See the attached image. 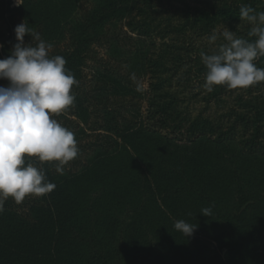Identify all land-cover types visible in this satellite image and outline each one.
Returning a JSON list of instances; mask_svg holds the SVG:
<instances>
[{
    "label": "trees",
    "instance_id": "trees-1",
    "mask_svg": "<svg viewBox=\"0 0 264 264\" xmlns=\"http://www.w3.org/2000/svg\"><path fill=\"white\" fill-rule=\"evenodd\" d=\"M159 1L0 0V59L25 21L79 81L55 118L78 142L95 134L72 167L30 158L55 188L5 202L0 264H264V81L209 90L201 53L226 40L196 42L220 24L254 40L240 6L264 11V0H192L171 14ZM234 93L222 117L193 114L196 102L219 108ZM209 206L210 217L200 213ZM180 219L197 224L192 236L175 230Z\"/></svg>",
    "mask_w": 264,
    "mask_h": 264
},
{
    "label": "clouds",
    "instance_id": "clouds-1",
    "mask_svg": "<svg viewBox=\"0 0 264 264\" xmlns=\"http://www.w3.org/2000/svg\"><path fill=\"white\" fill-rule=\"evenodd\" d=\"M15 4L19 6L23 0H15ZM239 17L252 25L248 36L255 39L224 31L226 43L211 54L201 53L209 90L217 85L246 88L264 81V68L255 63L264 57V11L241 5ZM14 32L17 42L11 54L0 59V79L9 82L8 86H0V213L9 198L20 204L27 196H42L55 188L45 170L30 158L63 165L79 152L74 132L55 118L74 105L72 88L79 81L66 68V59L50 55L53 45L41 39L25 21ZM26 34L31 36L30 43L25 42ZM216 40L215 34L209 37L210 42ZM212 211L209 206L200 213L210 217ZM174 228L190 237L197 224L180 219L174 221Z\"/></svg>",
    "mask_w": 264,
    "mask_h": 264
},
{
    "label": "rangeland",
    "instance_id": "rangeland-1",
    "mask_svg": "<svg viewBox=\"0 0 264 264\" xmlns=\"http://www.w3.org/2000/svg\"><path fill=\"white\" fill-rule=\"evenodd\" d=\"M159 4L161 5L162 9L164 10V13L167 12L168 14H171L172 12H175L179 8H182L185 4H188V5H191V6L195 5V3L192 0H160ZM90 6H91V3L83 2L82 5H81L80 12H84V10H86ZM11 7H17L16 4H15V0H11ZM4 27H5L4 25L0 26V28H4ZM224 31H231V29L226 24H220L212 32V35L213 34L217 35V40L215 42H210L209 41V37L208 38H203V39L200 38L199 40L197 39L196 42L198 44L203 42V43L208 44L210 46H214L215 44H218V43L222 42L221 41L222 38H223L222 33ZM24 39H25V42H26L27 39L25 37H24ZM67 44L69 45L68 41L65 40V41H63L61 43V46L63 48H66ZM0 45H1V43H0ZM94 49L97 52L96 53L97 58L106 59L107 53H106V51H105V49L103 47L95 46ZM0 54H2L1 47H0ZM87 64H88V67L85 68L84 73L86 75L85 83L87 84V86H89V84H90L89 80H90V77H91V74H92L91 70H92V66H93L94 62L92 60H88ZM146 81H147V79L144 80V78H140L138 83H140V82L144 83V88H146V86H147ZM8 83L9 82L6 80V82L0 84V86H8ZM222 98L225 100V103L221 104L222 106L219 107V108L217 106H215V105H211L209 107H206L202 101L196 102L194 105H192V108H194L193 114H196V113L202 111L205 116H210L212 119H216V118H218L220 116L222 117L227 112V110L231 106H233L235 93L232 94V95H229V96H227V95L224 96L223 95ZM140 104L142 105V110H143V113H144L145 104H144V102H141ZM72 127H73V125H72ZM72 129L73 128H71V130ZM94 135L92 134L91 137L84 138V139L80 140L78 143L81 144V145L88 144L89 142H92L93 140H95V136ZM82 156H84V155L82 154ZM78 160H82V159H78ZM74 162H75V159L71 160V161H68L67 163H65L63 165L72 167L74 165ZM213 245L215 246V243Z\"/></svg>",
    "mask_w": 264,
    "mask_h": 264
}]
</instances>
